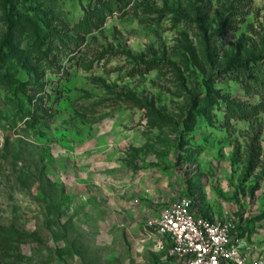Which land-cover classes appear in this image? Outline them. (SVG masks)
Returning <instances> with one entry per match:
<instances>
[{"label":"rangeland","instance_id":"374dc122","mask_svg":"<svg viewBox=\"0 0 264 264\" xmlns=\"http://www.w3.org/2000/svg\"><path fill=\"white\" fill-rule=\"evenodd\" d=\"M262 55L264 0H0V264H172L187 196L264 264Z\"/></svg>","mask_w":264,"mask_h":264},{"label":"built area","instance_id":"2783aa9c","mask_svg":"<svg viewBox=\"0 0 264 264\" xmlns=\"http://www.w3.org/2000/svg\"><path fill=\"white\" fill-rule=\"evenodd\" d=\"M155 246L172 259V264H260L249 259L234 237L235 223L198 211L191 196L182 197L161 210L148 223Z\"/></svg>","mask_w":264,"mask_h":264},{"label":"trees","instance_id":"16d2710c","mask_svg":"<svg viewBox=\"0 0 264 264\" xmlns=\"http://www.w3.org/2000/svg\"><path fill=\"white\" fill-rule=\"evenodd\" d=\"M35 40H39L40 42H42V37L38 32L36 33ZM259 58L263 59L262 63L258 64L256 62H254V65H252V64H250V62H248V63H243V64L237 66V68H236V70H238V72L240 71V74L244 73L245 77H248V79H249V85L248 86L253 85V83H257L260 80V78L257 75L260 73H263L264 55H262ZM259 58L254 57V60H259ZM155 62L156 61L142 62L144 65L139 63L137 65V67H135L136 69L134 71H132V74H135V73L144 74V73L150 72L154 68V66H156ZM205 100H207V97L205 98ZM225 100H227V99H225ZM211 101H212L211 102L212 105L217 103V100H215V99H212ZM23 236L26 237L25 235H23Z\"/></svg>","mask_w":264,"mask_h":264},{"label":"crops","instance_id":"0c3cea01","mask_svg":"<svg viewBox=\"0 0 264 264\" xmlns=\"http://www.w3.org/2000/svg\"><path fill=\"white\" fill-rule=\"evenodd\" d=\"M200 212V211H199Z\"/></svg>","mask_w":264,"mask_h":264}]
</instances>
